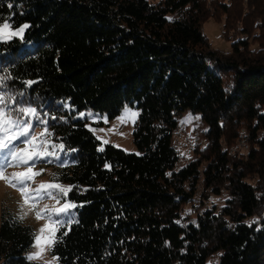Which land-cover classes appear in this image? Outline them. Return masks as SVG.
<instances>
[{
  "label": "trees",
  "instance_id": "16d2710c",
  "mask_svg": "<svg viewBox=\"0 0 264 264\" xmlns=\"http://www.w3.org/2000/svg\"><path fill=\"white\" fill-rule=\"evenodd\" d=\"M236 7L218 2L212 15L227 20ZM250 7L242 22L263 14L254 24L263 20L264 32V0ZM210 9L206 0H0V23L30 25L23 40L0 43V76H12L0 91H25L24 106L48 120L47 150L65 146L48 157L52 179L82 205L68 235L55 234L57 264H264V53L245 39L227 57L210 49L201 30ZM125 107L137 111L136 153L111 144L98 151L75 117L112 121ZM186 112L206 130L204 146L180 165L172 140ZM237 140L244 153L229 150ZM199 185L213 196L224 190L221 207L194 206ZM33 234L0 210V264H41L26 257Z\"/></svg>",
  "mask_w": 264,
  "mask_h": 264
},
{
  "label": "rangeland",
  "instance_id": "374dc122",
  "mask_svg": "<svg viewBox=\"0 0 264 264\" xmlns=\"http://www.w3.org/2000/svg\"><path fill=\"white\" fill-rule=\"evenodd\" d=\"M148 1L153 4H157L162 0ZM247 1L248 0H206V5L211 8L209 11L210 17L202 24L201 30L209 42L210 49L216 50L221 56L227 57L230 55L231 43L236 42L237 39L247 40L249 43V50H252L254 53H261V55H263L264 53V32L262 29H260L263 20L261 24H254V20H261L263 14L259 17L257 16L254 18H249L245 20V22H242L243 18L241 16L242 13L245 14L247 10H250V4L257 8L256 6L260 5L261 0H249L248 8L246 5ZM218 2H233L237 4V7L232 10L228 15L227 20L226 16L220 13L217 9L214 11V16L212 15V8L214 5H217ZM241 27H243V30H241ZM130 110L131 111L129 113L125 114L123 109L120 115L112 121H107L105 118H101L93 114L92 112H84L86 116L84 118H81V120H85L87 122V128L89 130L91 129L90 131L92 132V134L101 143L100 148L104 144H111L127 153H136V149L131 143V138L133 126L137 118V111L133 109ZM133 113H135L136 115H133ZM87 114L91 115L89 116ZM118 117H121V119H117ZM196 117H199V119H196ZM101 121H103L102 125L98 126L97 124ZM177 121L178 127L174 133L172 144L175 146V148L178 150V153L180 154V165H184L186 164L187 160L193 156V149L195 147L204 146L202 133L206 130V127L201 121V117L199 115H191L188 112L178 117ZM91 122H93L94 124H91ZM40 133V130L36 131L35 136ZM239 134H243V131L240 130ZM245 145L246 144L244 141L237 140V142H235V144H233L229 150L231 151V153L241 154L246 151ZM50 160L51 162L49 165L43 162H38L36 164L33 171L40 172L41 174L35 176L34 179L30 182L31 188L35 189L41 183H58L52 179V165L54 163V158H50ZM24 170V167H8L6 169V174H11L13 172H20ZM59 184L64 187H69L67 184ZM204 195L205 197H203ZM226 198L227 193L224 190L221 192L220 196H213L208 192L203 191L202 186L199 185L196 189L194 197V206H199L201 201H203V204L206 208H209L213 205L219 208L221 207ZM64 202V200H60V202L57 203V201L53 198H44L42 200H39L36 203L35 208H33L31 211H29V207H31V205H25L24 208L21 209L19 205L22 204L23 201L19 192L8 186L3 180H0V210L9 211L17 219L20 215H23V213L26 212L27 215H24L23 220L20 221L23 224L30 226L34 233H37L38 230L45 224L44 219H36L35 211L40 208H43L45 205H47L50 209L54 207H60L63 205ZM73 211L76 215L75 209ZM185 212H191V205L186 206ZM51 235V232L46 229L44 236L51 238ZM36 251L37 249L32 247L26 253V257H28L30 253ZM31 261L38 262L41 264H57L56 259L54 260L53 257L49 254V249H47L46 246L41 252V256Z\"/></svg>",
  "mask_w": 264,
  "mask_h": 264
},
{
  "label": "snow or ice",
  "instance_id": "6c2138e0",
  "mask_svg": "<svg viewBox=\"0 0 264 264\" xmlns=\"http://www.w3.org/2000/svg\"><path fill=\"white\" fill-rule=\"evenodd\" d=\"M8 7L11 9L13 5L9 3ZM9 20H11V17L3 23H0V43L10 42L14 37L23 40L26 30L30 27L29 24L25 23L17 28H13ZM10 79H12L10 74L8 76H0V90L7 87L6 81ZM22 83H24L26 90L30 88L32 84L36 83V81L29 80L23 81ZM24 97L25 91H21L17 95H10L5 91H0V180H3L8 186L19 192L23 201V203L19 205L21 209H23L25 205H31V207H29V211H31L35 208L36 203L44 198H53L57 203H59L60 200L65 201L60 207L50 209L45 205L43 208L35 211L36 219H44L45 224L37 233L33 234L32 247L37 249V251L30 253L27 257L28 260H33L41 256V252L44 250L45 246L47 249H51L57 242L55 234L60 232L61 229H65V231H63L59 239L68 235L72 224L78 223L73 210L77 207H82V205L69 203L67 201V193L71 188L64 187L59 183H41L35 189L30 187V182L34 177L41 174L40 172L33 171L37 162L43 160L50 163L51 160H49L48 157L56 156L54 150L59 148L61 151H64L65 146L62 143L59 145L52 144L51 148L53 151L47 150V141L44 137L51 135L47 130L48 120L40 118L38 109L31 106H24ZM6 100L12 103L8 104ZM13 105H15V107H13ZM63 108L69 109L70 105L64 103ZM130 111V109L125 107V114ZM87 115L90 116L91 114ZM133 115L136 114L133 113ZM44 116L47 117L48 113L45 112ZM85 116L86 114L81 112L75 118L81 119ZM25 117L28 118L26 119ZM51 119L55 120L57 118L52 116ZM117 119H121V117ZM196 119H199V117H196ZM36 124L45 126L44 132H42L39 137L33 136L30 131ZM21 144L24 145L23 148L20 147ZM102 150V148L98 149V151ZM68 151L76 150L69 149ZM8 167H24L25 170L6 174V169ZM105 167L108 168L109 165L106 164ZM24 215H27V213H23L18 219L23 220ZM46 229L51 232V238L44 236ZM53 259L55 260L57 258L53 257Z\"/></svg>",
  "mask_w": 264,
  "mask_h": 264
},
{
  "label": "crops",
  "instance_id": "0c3cea01",
  "mask_svg": "<svg viewBox=\"0 0 264 264\" xmlns=\"http://www.w3.org/2000/svg\"><path fill=\"white\" fill-rule=\"evenodd\" d=\"M101 122H103V121H101Z\"/></svg>",
  "mask_w": 264,
  "mask_h": 264
}]
</instances>
